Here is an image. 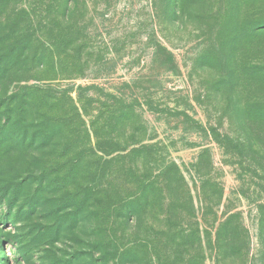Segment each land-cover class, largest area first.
<instances>
[{
    "label": "rangeland",
    "instance_id": "rangeland-1",
    "mask_svg": "<svg viewBox=\"0 0 264 264\" xmlns=\"http://www.w3.org/2000/svg\"><path fill=\"white\" fill-rule=\"evenodd\" d=\"M0 264H264V0H0Z\"/></svg>",
    "mask_w": 264,
    "mask_h": 264
}]
</instances>
